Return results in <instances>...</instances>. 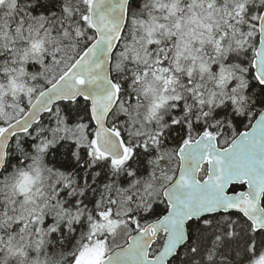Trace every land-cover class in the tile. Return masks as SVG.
Here are the masks:
<instances>
[{
    "label": "snow or ice",
    "instance_id": "obj_1",
    "mask_svg": "<svg viewBox=\"0 0 264 264\" xmlns=\"http://www.w3.org/2000/svg\"><path fill=\"white\" fill-rule=\"evenodd\" d=\"M0 264H264V0H0Z\"/></svg>",
    "mask_w": 264,
    "mask_h": 264
}]
</instances>
